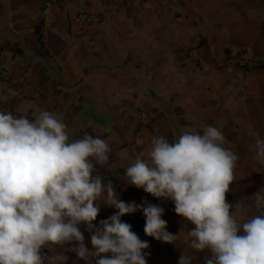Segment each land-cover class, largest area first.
<instances>
[{
    "label": "crops",
    "instance_id": "0c3cea01",
    "mask_svg": "<svg viewBox=\"0 0 264 264\" xmlns=\"http://www.w3.org/2000/svg\"><path fill=\"white\" fill-rule=\"evenodd\" d=\"M84 2L0 0V89L9 96L0 110L29 119L48 110L63 116L73 139L108 140L109 161L96 174L125 202L163 207L167 231L178 234L175 244L164 243L145 235L142 211L122 216L148 241V264H178L181 253L203 264L210 253L189 247L192 225L174 203L129 185L124 170L138 156L148 159L152 135L173 140L212 125L238 156L227 194L237 221L259 214L254 195L264 189V172L253 171V145L264 140V0H89L99 20L88 27L77 18ZM239 47L243 73L224 60ZM100 203L96 225L116 211ZM80 228L91 249V233ZM67 247L44 252L85 264Z\"/></svg>",
    "mask_w": 264,
    "mask_h": 264
},
{
    "label": "clouds",
    "instance_id": "9594fccd",
    "mask_svg": "<svg viewBox=\"0 0 264 264\" xmlns=\"http://www.w3.org/2000/svg\"><path fill=\"white\" fill-rule=\"evenodd\" d=\"M8 99L0 89V102ZM73 132L55 112L41 109L29 119L0 110V264H64L67 256L43 251L53 245L68 246L85 264H148V241L121 217L142 211L145 235L175 244L178 234L167 231L164 208L121 200L111 181L96 174L109 161L108 140L73 139ZM149 144L148 159L136 157L124 176L129 185L174 203L175 213L192 225L189 247L210 253L203 264H264V189L254 195L259 214L238 222L227 200L238 156L225 146L222 130H182L173 140L155 134ZM253 150L264 165V140ZM100 202L116 211L96 225ZM81 225L91 233V249ZM196 259L181 253L178 264Z\"/></svg>",
    "mask_w": 264,
    "mask_h": 264
},
{
    "label": "built area",
    "instance_id": "2783aa9c",
    "mask_svg": "<svg viewBox=\"0 0 264 264\" xmlns=\"http://www.w3.org/2000/svg\"><path fill=\"white\" fill-rule=\"evenodd\" d=\"M53 1L60 2L62 0ZM77 18L80 22H82L85 27H88L95 21L99 20V14L98 12L91 9L89 0H85V2L78 8ZM224 60L226 64L234 68L238 73L245 72L247 65V60L245 57V48L239 47L228 50L227 53H225ZM5 78L6 71L4 70V68L0 67V79ZM253 171L257 175L262 174L264 172V165L259 164L257 160H255Z\"/></svg>",
    "mask_w": 264,
    "mask_h": 264
}]
</instances>
